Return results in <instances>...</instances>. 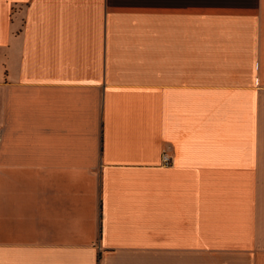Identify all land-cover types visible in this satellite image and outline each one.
Here are the masks:
<instances>
[{
	"label": "crops",
	"instance_id": "obj_1",
	"mask_svg": "<svg viewBox=\"0 0 264 264\" xmlns=\"http://www.w3.org/2000/svg\"><path fill=\"white\" fill-rule=\"evenodd\" d=\"M180 252L264 264V0H0V264Z\"/></svg>",
	"mask_w": 264,
	"mask_h": 264
},
{
	"label": "rangeland",
	"instance_id": "obj_2",
	"mask_svg": "<svg viewBox=\"0 0 264 264\" xmlns=\"http://www.w3.org/2000/svg\"><path fill=\"white\" fill-rule=\"evenodd\" d=\"M214 254H215V256L217 255V253H214ZM190 259H191L190 258V253H184V252L177 253V264H191V260ZM226 260L227 259H225V261ZM225 261L222 262V259L221 258L216 257V258H214V260L211 263H213V264H220V263L221 264H229V263H227ZM193 264H195V262Z\"/></svg>",
	"mask_w": 264,
	"mask_h": 264
},
{
	"label": "built area",
	"instance_id": "obj_3",
	"mask_svg": "<svg viewBox=\"0 0 264 264\" xmlns=\"http://www.w3.org/2000/svg\"><path fill=\"white\" fill-rule=\"evenodd\" d=\"M170 163H171L170 158H169L168 156H165V157H164V164H165L166 166H169Z\"/></svg>",
	"mask_w": 264,
	"mask_h": 264
}]
</instances>
